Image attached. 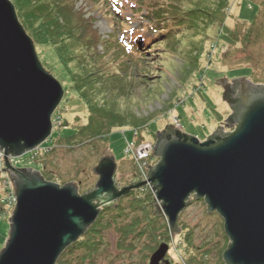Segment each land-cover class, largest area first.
Listing matches in <instances>:
<instances>
[{
  "label": "rangeland",
  "instance_id": "rangeland-1",
  "mask_svg": "<svg viewBox=\"0 0 264 264\" xmlns=\"http://www.w3.org/2000/svg\"><path fill=\"white\" fill-rule=\"evenodd\" d=\"M70 1L92 17L102 38L99 50L110 46L114 56L111 71L123 72L129 80L133 74L138 75L135 81L130 80L129 90L94 97L98 102L103 96L106 99L100 102L104 104L102 115L91 121L81 93L61 64L49 60L46 51L36 47L46 69L65 89L52 116V134L59 132L57 128H61V134H72L73 127L92 122L90 131L96 137L59 139L42 157L50 180L60 184L76 181L80 193L96 184L98 176L91 168L105 155L103 151H110L116 158L117 180L124 181L132 173L126 145L136 139V128H140L144 140H154L157 131L167 124L201 140L207 137L229 112L223 101L224 86L217 79L245 77L264 85V0ZM138 34L150 48L143 63L120 53L118 37L129 42L126 36L135 38ZM63 120L68 128L58 127ZM44 143L45 148L50 141ZM42 145L14 157V165L40 170L43 162L38 152H44ZM153 159L158 162L160 157L155 154ZM0 171V196L4 197L3 166ZM149 189L123 195L116 206L104 208L97 224L93 223L97 232H91L100 241L92 243L89 236L84 237L90 227L81 236L84 240L75 242L67 254L68 263L149 264L151 254L163 242L169 246L164 258L169 264H227L223 254L231 239L217 210L209 212L204 198L192 194L189 205L180 213V230L173 236L168 217L157 211L154 193ZM157 204L161 206L159 201ZM13 208H1L0 204V250L8 237Z\"/></svg>",
  "mask_w": 264,
  "mask_h": 264
},
{
  "label": "water",
  "instance_id": "water-1",
  "mask_svg": "<svg viewBox=\"0 0 264 264\" xmlns=\"http://www.w3.org/2000/svg\"><path fill=\"white\" fill-rule=\"evenodd\" d=\"M221 79L223 99L229 89L237 88L238 80L242 82L235 110L238 127L201 141L167 124L157 131L153 154L160 160L152 167L147 164V180L173 236L194 194L204 198L209 212L217 210L224 218L231 239L224 261L264 264V85L245 77L216 82ZM64 94L63 84L41 61L14 2L0 0V150L5 152L3 171L17 197L0 264H57L104 208L116 206L123 195L147 181L139 176L142 181L135 179L119 189L118 163L110 151H103L91 168L98 180L84 193L76 181L60 184L40 170L13 164L12 158L37 149L52 135V116ZM168 248L162 242L149 264H169L164 259Z\"/></svg>",
  "mask_w": 264,
  "mask_h": 264
},
{
  "label": "trees",
  "instance_id": "trees-1",
  "mask_svg": "<svg viewBox=\"0 0 264 264\" xmlns=\"http://www.w3.org/2000/svg\"><path fill=\"white\" fill-rule=\"evenodd\" d=\"M12 1L16 6L19 19L33 37L36 47L44 49L49 60L61 64L62 69L66 71V74L76 85V90L82 95L81 100H84L83 103L90 112L89 118L91 121L93 118L102 115V105L104 104L100 102L106 99V96H103V99L98 102V99L94 97L99 93L103 94L105 92L112 93L116 91L117 93H123L124 90H129L126 87L131 86L130 80L135 81L137 79L138 75L136 74H133L129 80L125 74L123 75V72L111 71L110 66L114 62V56L109 51L110 46L105 51L99 50L102 38L94 28L92 17L86 16L85 10L78 8L76 2L70 0ZM137 36L135 38L126 36L130 40L129 42L125 38L118 37L122 49L120 53L127 57L131 56V59L143 63L147 61L145 55L150 51V48H148V43L145 42L141 34ZM143 77L145 78L146 76L144 75ZM65 121L63 120L58 127L68 128V123ZM91 121L80 128L73 127L72 134H61V128H57L59 132H54L50 137L51 139L48 140L50 141L46 145L48 149L44 152H38L41 160L43 155L54 149L55 144L51 147V143L59 139L66 138L76 141V138L78 139L79 137H87V139L96 137L90 131ZM44 163L45 161L40 170L50 180L52 178L49 176V171L46 172ZM3 207V204H1V208ZM92 231L97 232L94 224L87 232L88 235L84 237L89 236V240L94 243L99 236L92 234ZM84 237H81L77 242H82ZM92 237L95 239L93 240ZM75 245L73 243L62 253L57 264H69L67 254L71 252Z\"/></svg>",
  "mask_w": 264,
  "mask_h": 264
},
{
  "label": "built area",
  "instance_id": "built-area-1",
  "mask_svg": "<svg viewBox=\"0 0 264 264\" xmlns=\"http://www.w3.org/2000/svg\"><path fill=\"white\" fill-rule=\"evenodd\" d=\"M140 131H141L140 128H136L133 131L136 139L127 141L126 153L131 159L137 174L142 177L143 181H145L149 178L148 172L150 169L149 166H147V164H149L150 166L152 164V160L155 156V154H153L154 151L153 148L154 146H156L157 140L141 139L140 137H142L143 133H141ZM4 160H5V152L0 150V166L4 165ZM154 164L155 163H153L152 165ZM3 181H4L3 187L5 189V194L4 197L0 196V202L5 206V208L14 207L17 202V197L15 196L12 182L6 173L3 174ZM142 188L143 189L150 188L149 190L154 193V196H156V192L154 191L151 182L149 180L146 181V183L142 186Z\"/></svg>",
  "mask_w": 264,
  "mask_h": 264
},
{
  "label": "flooded vegetation",
  "instance_id": "flooded-vegetation-1",
  "mask_svg": "<svg viewBox=\"0 0 264 264\" xmlns=\"http://www.w3.org/2000/svg\"><path fill=\"white\" fill-rule=\"evenodd\" d=\"M234 79H236V78H233L231 81H228V82L231 83V82H233ZM223 82H224V79H221V82H220L221 86H222ZM241 84H242V82L238 80L237 88L235 89L233 87L227 91V94H226L225 98L223 99V101L229 107V112L227 113V115L225 116V118L221 122V124H219L217 126V128H214V130H212L207 135V137H204L203 140L200 139L201 141L207 140L213 134L221 135L224 133L232 132L238 127V120H237V117L235 116V110H236V106L238 104V102H237L238 93L240 92V90H242V88L240 87ZM153 163H156L155 159L152 160V164ZM152 164H151V167L153 166ZM132 168H133L132 173H130L124 181L117 180V182L119 184V186H118L119 189H122L124 186L131 185L135 179H137V180L139 179L140 181H142L139 178V175L137 174L133 164H132ZM142 189H143L142 187L133 188L132 190H130L129 193H131V192L133 193V192H136L137 190H142Z\"/></svg>",
  "mask_w": 264,
  "mask_h": 264
},
{
  "label": "bare ground",
  "instance_id": "bare-ground-1",
  "mask_svg": "<svg viewBox=\"0 0 264 264\" xmlns=\"http://www.w3.org/2000/svg\"><path fill=\"white\" fill-rule=\"evenodd\" d=\"M70 116H73V115H70Z\"/></svg>",
  "mask_w": 264,
  "mask_h": 264
},
{
  "label": "clouds",
  "instance_id": "clouds-1",
  "mask_svg": "<svg viewBox=\"0 0 264 264\" xmlns=\"http://www.w3.org/2000/svg\"><path fill=\"white\" fill-rule=\"evenodd\" d=\"M4 162H5V160H4Z\"/></svg>",
  "mask_w": 264,
  "mask_h": 264
}]
</instances>
